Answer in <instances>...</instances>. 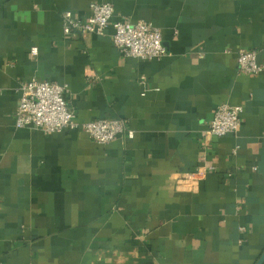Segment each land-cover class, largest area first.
Masks as SVG:
<instances>
[{
	"label": "crops",
	"instance_id": "obj_1",
	"mask_svg": "<svg viewBox=\"0 0 264 264\" xmlns=\"http://www.w3.org/2000/svg\"><path fill=\"white\" fill-rule=\"evenodd\" d=\"M94 3L152 23L167 56L124 57L113 25L66 37L63 14ZM244 49L264 62V0H0V264H257L264 74L239 73ZM32 80L67 86L78 123L123 119L134 138L17 129ZM224 104L242 126L215 137Z\"/></svg>",
	"mask_w": 264,
	"mask_h": 264
},
{
	"label": "built area",
	"instance_id": "obj_2",
	"mask_svg": "<svg viewBox=\"0 0 264 264\" xmlns=\"http://www.w3.org/2000/svg\"><path fill=\"white\" fill-rule=\"evenodd\" d=\"M88 19L76 18L73 13L63 14V30L66 37L98 35L105 36L113 25V44L124 57L145 61L160 60L167 56L161 30L152 23L129 20L114 21L115 7L111 3L91 5ZM31 56L37 57V47L31 49ZM238 71L246 76L264 74V62L258 59V52L244 49L238 53ZM19 104L15 117L17 129H32L52 135L64 131H81L90 135L99 145H108L120 137L134 138L127 121L123 119H97L80 124L70 108L65 95L67 86L49 81L32 80L22 83ZM243 108L228 104L220 105L210 123L209 134L215 137L238 135L242 126ZM195 175H200L197 173ZM244 231V229H242Z\"/></svg>",
	"mask_w": 264,
	"mask_h": 264
},
{
	"label": "water",
	"instance_id": "obj_3",
	"mask_svg": "<svg viewBox=\"0 0 264 264\" xmlns=\"http://www.w3.org/2000/svg\"><path fill=\"white\" fill-rule=\"evenodd\" d=\"M257 264H264V254L262 255Z\"/></svg>",
	"mask_w": 264,
	"mask_h": 264
}]
</instances>
